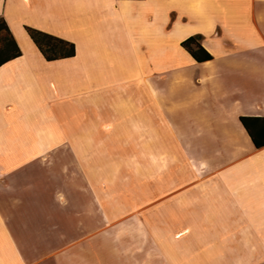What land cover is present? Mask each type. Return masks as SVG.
I'll list each match as a JSON object with an SVG mask.
<instances>
[{
  "label": "crops",
  "instance_id": "obj_1",
  "mask_svg": "<svg viewBox=\"0 0 264 264\" xmlns=\"http://www.w3.org/2000/svg\"><path fill=\"white\" fill-rule=\"evenodd\" d=\"M0 14L22 48L0 65V264H264V146L240 120L264 115V0H0ZM31 24L76 53L47 59ZM191 34L212 58L182 45ZM148 46L135 86L104 82ZM95 145L156 162L126 216L99 214Z\"/></svg>",
  "mask_w": 264,
  "mask_h": 264
},
{
  "label": "rangeland",
  "instance_id": "obj_2",
  "mask_svg": "<svg viewBox=\"0 0 264 264\" xmlns=\"http://www.w3.org/2000/svg\"><path fill=\"white\" fill-rule=\"evenodd\" d=\"M30 19L44 24H52L53 22V18L51 19L50 16H46L42 12H33L30 14ZM135 48L130 51L136 52L134 53L135 55H140L139 59H136L134 54L131 53L130 58H126V70L123 72L115 71V74L104 82L115 85L118 79L125 77L126 87L136 85L132 79L145 72L146 59L151 56H159L160 50L150 48V46L144 49ZM175 51V48L172 47L161 50L163 60L170 58ZM106 147L108 146H93V151H97L99 159L84 161V169H96L95 173L98 174V177H93V183L98 188L100 216H106L107 211L110 213V216H126V201L139 199L138 191L140 185L144 186L145 184L150 185L153 183L156 162L152 160H125L120 155L109 154ZM90 149L91 146H84V152L90 151ZM157 163L160 164V162ZM161 164L163 167H169L168 162H162ZM83 185H89L86 177H83ZM86 198L85 195L84 200ZM106 204L107 206L109 205V209L106 207ZM101 206L105 208L102 209Z\"/></svg>",
  "mask_w": 264,
  "mask_h": 264
},
{
  "label": "trees",
  "instance_id": "obj_3",
  "mask_svg": "<svg viewBox=\"0 0 264 264\" xmlns=\"http://www.w3.org/2000/svg\"><path fill=\"white\" fill-rule=\"evenodd\" d=\"M26 29L44 56L49 59L72 56L76 53L74 41L53 32L25 25ZM201 34H191L182 40V45L198 61L207 60L213 54L201 42ZM22 54V48L14 36L6 18L0 14V65ZM240 120L257 147L264 146V115L242 114Z\"/></svg>",
  "mask_w": 264,
  "mask_h": 264
}]
</instances>
